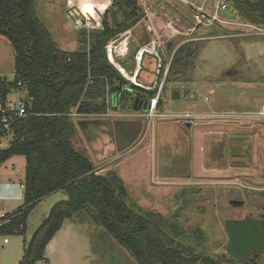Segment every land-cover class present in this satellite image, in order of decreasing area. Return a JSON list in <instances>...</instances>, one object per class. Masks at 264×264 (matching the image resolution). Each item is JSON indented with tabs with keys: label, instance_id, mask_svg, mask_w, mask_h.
I'll list each match as a JSON object with an SVG mask.
<instances>
[{
	"label": "rangeland",
	"instance_id": "rangeland-1",
	"mask_svg": "<svg viewBox=\"0 0 264 264\" xmlns=\"http://www.w3.org/2000/svg\"><path fill=\"white\" fill-rule=\"evenodd\" d=\"M136 1L140 20L126 35L130 54L124 49L121 57H129L135 69L139 51L148 48L142 75L133 82L134 76L109 57L132 84L157 88V93L164 88L159 116L148 121V102L133 108L131 99L96 116L74 111L75 148L92 160L99 175L113 172L123 180L129 205L136 204L141 213L161 214L170 224L164 233L175 244L231 264L226 221L264 219V117L258 115L264 108V35L255 36V28L264 29V19L231 2L227 12H220L206 0ZM76 4L36 1L41 22L68 53L84 46L75 23L84 17ZM106 10L94 9L96 15L88 17L102 23ZM122 12L112 9L110 23L115 17L125 22ZM121 38L108 48L120 47ZM182 45L186 49L175 56ZM159 66L165 71L158 77ZM0 73L15 79L14 47L1 35ZM174 91L180 99L172 98ZM25 174V158L14 156L0 166V183L22 182ZM67 199L64 191L42 199L29 215L25 236L0 235V264H20L34 233L53 207ZM22 203L0 202V211H15ZM45 257L43 264H137L91 212L66 220ZM255 264H264V254L257 255Z\"/></svg>",
	"mask_w": 264,
	"mask_h": 264
},
{
	"label": "trees",
	"instance_id": "trees-1",
	"mask_svg": "<svg viewBox=\"0 0 264 264\" xmlns=\"http://www.w3.org/2000/svg\"><path fill=\"white\" fill-rule=\"evenodd\" d=\"M36 1L0 0V35L14 47L15 84L21 82L26 87L34 114L17 127L11 147L0 152V166L14 156L26 160L24 204L18 208L21 215L0 235L25 236L29 215L42 199L59 191L68 199L53 207L25 247L20 264L46 262L48 245L65 221L81 212H91L94 222L131 252L137 264H220L175 244L164 233L170 224L161 214L141 213L136 204L129 205L123 180L113 172L99 175L92 160L74 145V111L96 116L109 108L117 109L127 99L133 108L143 107L157 95V88L148 90L147 86L132 84L108 56L110 42L140 20L137 1L119 0L123 5L118 6L117 0H112L103 14L101 29L81 31L84 46L73 53L57 47L38 16ZM229 1L235 8L264 19V0ZM120 8L125 22L115 17L111 24L109 12ZM185 49L182 45L175 56ZM118 63L130 71L126 61ZM21 225L23 229L14 234ZM256 261L257 256L250 261L232 259L230 263Z\"/></svg>",
	"mask_w": 264,
	"mask_h": 264
},
{
	"label": "built area",
	"instance_id": "built-area-1",
	"mask_svg": "<svg viewBox=\"0 0 264 264\" xmlns=\"http://www.w3.org/2000/svg\"><path fill=\"white\" fill-rule=\"evenodd\" d=\"M206 1L215 4L217 10L220 12H227L230 8L229 0H206ZM76 14L78 18L79 13ZM82 15L84 18L79 17L75 21L79 31L80 30L90 31L95 29H101V20L100 21L96 20L94 24L89 17H85L83 13ZM215 21H219V20H217V18L215 17ZM85 24H90L91 27L86 28L83 26ZM148 28H150V26H148ZM255 29L257 31L259 29V33H255V36L264 35V29L263 30H260V28H255ZM239 36H244V35L240 34ZM145 50H148V52L145 53L144 52ZM111 53H112V49L108 48V56L110 55V57L111 56L113 57ZM147 54H150L149 49L147 48H142L139 51V55H138L139 59H138V66L136 68V74H138L140 69L142 68V66L140 65L141 59H143V56L145 55L147 56ZM160 72H161V66H159L157 70L158 76ZM162 89L163 87H161L156 97L151 99V101L148 103L147 111L145 112V115L147 116L146 117L147 120L150 122L159 116L157 108L161 100ZM32 115H34L32 113V99L29 97L26 87L21 82L15 84V79L13 81H9L5 76L1 75L0 73V152L4 150H8L11 147L14 141L15 130L26 118ZM258 115L264 117V108L258 113ZM187 117H189V114H187ZM18 172H20V169H18ZM21 187L24 190L25 183L22 184ZM20 215L21 212L18 209L12 212L0 211V232L12 226L15 220ZM22 229H23V225H21L19 228H16L13 231V233L17 234ZM43 263L46 262L41 261L38 264H43Z\"/></svg>",
	"mask_w": 264,
	"mask_h": 264
},
{
	"label": "water",
	"instance_id": "water-1",
	"mask_svg": "<svg viewBox=\"0 0 264 264\" xmlns=\"http://www.w3.org/2000/svg\"><path fill=\"white\" fill-rule=\"evenodd\" d=\"M180 97V92H173L174 100H178ZM147 105L145 104L144 107ZM190 127L188 125V128ZM225 226L229 237L227 252L233 259L250 261L253 257L264 254V219L248 216L241 221L228 220Z\"/></svg>",
	"mask_w": 264,
	"mask_h": 264
},
{
	"label": "crops",
	"instance_id": "crops-1",
	"mask_svg": "<svg viewBox=\"0 0 264 264\" xmlns=\"http://www.w3.org/2000/svg\"><path fill=\"white\" fill-rule=\"evenodd\" d=\"M106 0H103V2H105ZM77 2H76V0H72V4L71 5H74V4H76ZM77 5V4H76ZM108 8H109V6H108ZM97 11H98V9H97ZM97 11H96V13H97ZM132 29H134V28H132ZM132 29H130L129 31H127V32H125L124 34H122V38L121 39H124V42H123V44L120 46V47H117V46H113L112 47V55H113V58H114V60H115V62L117 63V64H119L118 63V61L119 60H123V61H126V63H127V66H128V68L129 69H127V70H130V71H128L129 73H134V74H136V68L137 67H135V69L134 68H132V69H134V71L131 69V66H130V63L128 62V60H129V57H128V59L125 57L124 59H122V51L124 50V49H126V50H129V52H128V55L130 54V38H128V36H126L127 35V33H129ZM124 36V37H123ZM155 41L153 40L152 41V43H154ZM136 59H137V66H138V55H137V57H136ZM144 61V60H143ZM143 61H142V63H143ZM126 70V69H125ZM142 75V70H141V72H140V75L138 76V78L137 79H139L140 78V76ZM159 77V76H158ZM164 89V88H163ZM162 89V90H163ZM25 183V180L24 181H22V182H10V183H4V184H1L0 183V202H3V201H8V200H21V201H23V203L22 204H24V190L22 189V187H21V185L22 184H24ZM66 222V221H65ZM63 228V227H62ZM62 230V229H61ZM60 230V231H61ZM59 231V232H60ZM58 232V233H59ZM57 233V234H58ZM56 234V235H57ZM6 236V235H5ZM8 236V235H7ZM56 237V236H55ZM54 240V239H53ZM53 240L51 241V242H53ZM5 242L6 243H8V239L7 240H5ZM50 245V244H49ZM48 245V246H49ZM23 256H24V254H23Z\"/></svg>",
	"mask_w": 264,
	"mask_h": 264
},
{
	"label": "clouds",
	"instance_id": "clouds-1",
	"mask_svg": "<svg viewBox=\"0 0 264 264\" xmlns=\"http://www.w3.org/2000/svg\"><path fill=\"white\" fill-rule=\"evenodd\" d=\"M71 4H72V0H69L70 7ZM77 6L80 12L83 13L85 17H88L89 15L94 17L96 15L94 9H98L101 13H103L109 5L108 3L103 2V0H78ZM83 26L86 28L91 27L90 24H85Z\"/></svg>",
	"mask_w": 264,
	"mask_h": 264
},
{
	"label": "bare ground",
	"instance_id": "bare-ground-1",
	"mask_svg": "<svg viewBox=\"0 0 264 264\" xmlns=\"http://www.w3.org/2000/svg\"><path fill=\"white\" fill-rule=\"evenodd\" d=\"M148 49V48H147ZM145 53H147L148 52V50H145L144 51ZM143 59H144V56H143ZM143 59H141V64L140 65H142V61H143ZM113 64L115 65V62H113ZM124 69V68H123ZM125 70V69H124ZM119 71L125 76V74L119 69ZM140 71H141V69H140ZM140 71H139V73H140ZM125 72H127L126 70H125ZM129 73V72H128ZM138 73V74H139ZM130 74V73H129ZM138 74H134V73H132V75L134 76V81L133 82H136V77H137V75ZM127 75V74H126ZM131 75V74H130ZM129 75H127V77H128ZM126 77V76H125Z\"/></svg>",
	"mask_w": 264,
	"mask_h": 264
}]
</instances>
